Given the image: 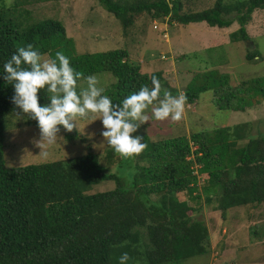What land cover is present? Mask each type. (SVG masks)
Instances as JSON below:
<instances>
[{
  "label": "trees",
  "instance_id": "1",
  "mask_svg": "<svg viewBox=\"0 0 264 264\" xmlns=\"http://www.w3.org/2000/svg\"><path fill=\"white\" fill-rule=\"evenodd\" d=\"M99 2L125 30L142 15L184 25L207 22L213 28H229L238 21L240 27L230 32L229 40L251 41L246 59L261 58L247 24L256 9H264V0H216L202 11H184L181 0ZM7 15L0 4V264H114L116 251L148 264L185 261L211 250V228L198 218L204 205L215 202L224 216L234 207L264 202V136H253L251 121L194 131L190 137L152 140L140 135L147 147L139 155L121 158L109 150L108 164L118 161L119 172L107 171L109 167L93 151L7 167L4 146L9 119L21 110L11 102L14 87L3 79V65L20 46L31 43L48 59L63 52L84 77L112 72L116 80L103 94L113 103L142 86L151 88L153 76L162 91L167 87L174 96L181 93L162 71L143 72L140 64L130 61L126 49L75 55L74 38L61 20L45 18L21 28ZM230 80V73L215 67L201 71L184 90L186 101L195 103L202 92L213 90L217 108L240 110L264 98V77L254 83L244 81L241 87ZM46 95L43 89L39 93L42 106L48 102ZM26 122L38 127L36 120L26 118ZM123 166L130 169L131 178ZM111 181L114 188L92 191ZM138 227H146L148 233L149 244L142 249Z\"/></svg>",
  "mask_w": 264,
  "mask_h": 264
},
{
  "label": "rangeland",
  "instance_id": "2",
  "mask_svg": "<svg viewBox=\"0 0 264 264\" xmlns=\"http://www.w3.org/2000/svg\"><path fill=\"white\" fill-rule=\"evenodd\" d=\"M181 2L184 11H202L213 7L216 0ZM0 4L8 12V19L21 28L45 18L61 20L67 27L68 35L74 38L75 55L126 49L130 61L140 64L143 72L162 71L170 86L179 88L183 93L195 74L213 67L220 72L230 73V83L234 87H241L244 81L254 83L256 79L264 77V9H256L247 24L249 35L261 52V58L250 62L246 59L247 47L253 43L229 40L230 32L240 27L238 21L229 28H213L207 22L184 25L168 21L167 18L159 20L156 27L152 17L142 15L135 25L125 30L114 13L107 11L99 0H0ZM95 76L99 81L98 86L104 89L116 80L114 74L108 71ZM79 86L85 87L86 81L82 80ZM216 97L213 90L204 91L195 103L185 102L180 121H149L132 135L146 134L152 140L179 135L190 137L194 131H208L251 121L254 123L253 136H264V98L257 105L233 110L217 108L213 100ZM17 113L10 117L5 136L7 167L19 168L93 151L102 157L103 165L109 167L107 171H120L118 161L108 164L106 159L111 148L104 143L101 135L104 129L100 119L94 122L82 119L79 121L80 130L74 129L72 132L61 128L56 142L47 145L42 151L33 143L34 138L40 137L39 128L27 124L24 114L19 116ZM122 171L128 178L132 177L129 168ZM127 177L124 179L128 180ZM115 186V181H111L94 186L92 191L112 189ZM198 218L204 219L211 228V250L207 254L169 264H264V202L234 207L224 216L215 209L213 202L203 206ZM137 231L139 249H142L143 245L149 244L147 228L138 227ZM123 253L116 251L113 254L114 264H119V257ZM133 258L130 255L127 264H148L139 257Z\"/></svg>",
  "mask_w": 264,
  "mask_h": 264
},
{
  "label": "clouds",
  "instance_id": "3",
  "mask_svg": "<svg viewBox=\"0 0 264 264\" xmlns=\"http://www.w3.org/2000/svg\"><path fill=\"white\" fill-rule=\"evenodd\" d=\"M6 84L14 87L11 102L28 119L37 121L39 139L33 140L36 147L45 149L56 142L61 127L67 132L79 129V121L100 119L103 124L101 135L104 143L121 158L139 155L147 145L143 137L132 134L149 121L182 119L187 97L181 91L174 96L170 91H162L157 77L153 76L152 87L142 86L138 92L113 103L104 95L95 75L84 77L70 64L63 52H56L55 58H45L33 44L20 46L3 65ZM86 81L85 87L79 81ZM46 90L47 100L40 104L39 93ZM150 110V114H149ZM80 130V129H79ZM127 252L119 257V264H127Z\"/></svg>",
  "mask_w": 264,
  "mask_h": 264
},
{
  "label": "built area",
  "instance_id": "4",
  "mask_svg": "<svg viewBox=\"0 0 264 264\" xmlns=\"http://www.w3.org/2000/svg\"><path fill=\"white\" fill-rule=\"evenodd\" d=\"M158 22H159V20H154V23H156V24H155L156 27H158ZM162 57H163V58H166L165 55H163Z\"/></svg>",
  "mask_w": 264,
  "mask_h": 264
}]
</instances>
